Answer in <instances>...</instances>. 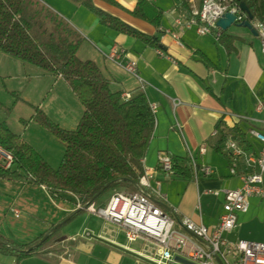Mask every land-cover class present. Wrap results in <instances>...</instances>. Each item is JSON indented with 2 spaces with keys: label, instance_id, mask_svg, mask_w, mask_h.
<instances>
[{
  "label": "crops",
  "instance_id": "0c3cea01",
  "mask_svg": "<svg viewBox=\"0 0 264 264\" xmlns=\"http://www.w3.org/2000/svg\"><path fill=\"white\" fill-rule=\"evenodd\" d=\"M41 1L80 32L84 40L78 57L94 61L113 90L131 94L143 89L150 104L156 106V125L144 166L161 181L165 198L157 200L175 217L191 219L210 229L218 225L224 212L225 190L242 186L241 175L258 169L251 162L264 149V142L252 133L253 129L264 132V42L256 26L257 35L249 28L232 25L228 31L238 39L230 51L218 40L217 32L199 34L196 26L177 24L178 17L187 16L179 0L152 1L163 10L158 27L132 14L138 0H93L101 11L157 36L160 45L154 47L102 23L100 15L82 3ZM114 48L122 52V64L108 57ZM128 61L137 62L136 74L123 67ZM13 76L24 78V85L12 89L16 93L27 91L23 101L29 108L14 120L18 127L15 131L8 120L3 121L54 167L65 151L60 140L32 119L36 107L62 127L74 129L84 106L64 78L0 52V80ZM222 117L230 123L239 122L253 148L234 158L233 164L217 148V123ZM202 146H206L205 153L200 152ZM161 154L193 156L198 165L210 166L213 173L205 175L193 166L192 178L173 173L167 176L159 165ZM261 186L262 194L248 198V209L238 213L237 227L225 234L227 240L264 242V181ZM75 211L76 198L71 194L54 196L45 186L19 176L0 178V234L18 244L31 243L73 214L54 240L52 250L19 261L0 252V264H138L143 241L126 242L119 225L90 210L74 216ZM10 223L18 229L29 225L30 234L16 240Z\"/></svg>",
  "mask_w": 264,
  "mask_h": 264
},
{
  "label": "trees",
  "instance_id": "16d2710c",
  "mask_svg": "<svg viewBox=\"0 0 264 264\" xmlns=\"http://www.w3.org/2000/svg\"><path fill=\"white\" fill-rule=\"evenodd\" d=\"M73 1L96 11L101 22L115 30L159 47L157 36L138 31L101 11L94 6L93 0ZM179 1L180 9L187 14L196 9L193 0ZM198 1L197 8L200 9L204 0ZM242 2L250 10L254 25L264 22V0H232L230 5L240 6ZM132 14L156 27L163 18V10L150 0H138ZM246 19H249L247 13ZM217 38L230 51L235 48L234 42L238 39L228 30H219ZM83 40L73 25L41 0H0V52L64 78L84 106L83 115L74 129L62 127L39 107H36L32 116L34 121L44 126L65 146L57 168L52 167L6 122L0 121V145L13 156L12 168L0 166V178L19 176L26 182L45 186L54 196L71 194L82 207L90 204L104 207L114 190L139 188L140 178L144 174L143 161L154 134L156 118L143 89L135 90L127 98L122 91L112 89L110 80L94 61L78 57L77 52ZM217 130V148L228 157L231 164L234 163V157L227 149L230 139L245 152L253 150L247 132L239 122L230 123L222 117L217 123ZM172 160L173 174L193 177L190 158L172 157ZM84 210L77 209L74 216ZM66 223L53 230L31 252L25 250L35 245L55 225L29 244H18L0 234V252L15 256L17 261L43 253L46 245L57 237Z\"/></svg>",
  "mask_w": 264,
  "mask_h": 264
},
{
  "label": "built area",
  "instance_id": "2783aa9c",
  "mask_svg": "<svg viewBox=\"0 0 264 264\" xmlns=\"http://www.w3.org/2000/svg\"><path fill=\"white\" fill-rule=\"evenodd\" d=\"M231 1L204 0L200 9L193 10L186 17H178L175 22L188 28L196 26L199 34L218 32L220 28L217 26V21L226 12L235 13L238 22L246 19V13L240 6L230 5ZM255 26L264 42V22H258ZM158 51L163 54L162 50ZM108 57L122 64V52L115 48ZM123 67L136 74L137 62L128 61ZM124 96L128 98L130 94L124 93ZM151 106L155 112L156 106ZM252 133L264 142V132L253 129ZM227 149L232 152L234 158L244 155L243 149L234 140L227 143ZM200 152L205 153L206 146H202ZM191 159L197 172L201 171L205 175L213 173L210 166L198 165L193 156ZM12 163V154L0 146V166L7 169ZM251 163L258 169L241 175L243 180L241 187L225 190L224 212L218 225L212 229L188 218L178 222L176 217L167 213L155 198H165L161 192V181L155 180L153 173L148 169L141 177L140 187L137 190L116 192L105 207L95 208L92 204L87 208L123 228L129 241H143L144 251L138 264H184L176 259L177 255L187 258L194 264H218L215 255L220 256L224 264H264L263 241L247 239L229 241L225 237L227 232L237 227L238 213L248 209V198L263 192L261 185L264 181V149L259 157L252 159ZM159 164L167 176L168 172H173L171 155L161 154ZM232 173L236 174V170L232 169ZM77 207L80 208V204ZM15 212L19 215L18 210Z\"/></svg>",
  "mask_w": 264,
  "mask_h": 264
},
{
  "label": "rangeland",
  "instance_id": "374dc122",
  "mask_svg": "<svg viewBox=\"0 0 264 264\" xmlns=\"http://www.w3.org/2000/svg\"><path fill=\"white\" fill-rule=\"evenodd\" d=\"M198 0H193V4L195 5V7H196V9H198L197 8V5H198ZM189 14V13H188ZM221 30V29H220ZM24 78H22L21 76H13V77H6V78H3L2 80H0V120H8L9 121V124H10V126H11V128L15 131L16 130V128H18L17 127V124H15V123H13L14 122V120L16 119V117L18 116V114H20V113H22V114H24V112H25V110L26 109H28L29 108V104H27V103H25L23 100V97L25 98L26 97V94H27V91H17V93L16 92H13V90L14 89H12V87H14L15 85H18V84H21V85H24L25 84V80H23ZM19 92V93H18ZM131 95V94H130ZM20 97V98H19ZM18 100V101H17ZM17 101V103H15ZM15 104H18L17 106H15ZM155 113V112H154ZM257 130V129H256ZM62 143V142H61ZM62 146L61 147H63L64 148V151H65V146H64V144L62 143L61 144ZM1 146V145H0ZM64 154V153H63ZM62 154V155H63ZM61 159H62V157H60V161L54 166V168H57L59 165H60V163H61ZM144 162V161H143ZM193 163V162H192ZM160 165V164H159ZM13 167V163H12V165L9 167V168H7V169H10V168H12ZM145 171H146V168H145V166H144V174H145ZM143 174V175H144ZM142 175V176H143ZM141 176V177H142ZM141 179V178H140ZM139 184H140V182H139ZM139 187H140V185H139ZM132 191H135V189H133V188H122V189H117V190H114L111 194H110V196H109V198H107V200L109 201L110 200V198H111V196L114 194V193H116V192H132ZM162 192V191H161ZM163 194V193H162ZM156 198V200H157V198L158 197H155ZM161 199V198H160ZM163 199H161V201H162ZM158 201V204H160V206L167 212V213H169L168 211H167V209L166 208H164V206L161 204V201H159V200H157ZM108 203V202H107ZM78 204H80V208H78L77 207V205ZM90 205H92V204H90ZM89 205V206H90ZM94 205V207L95 208H99L100 206H99V204H97V205H95V204H93ZM106 206V205H105ZM104 206V207H105ZM76 207H77V209H81L82 208V205H81V203L80 202H77L76 203ZM101 208V207H100ZM86 210H88V208H86ZM169 214H171V213H169ZM174 216V215H173ZM175 217V216H174ZM176 219L178 220V222L180 221V220H182L183 218H178V217H176ZM27 226V227H26ZM10 228L9 229H11L12 230V232H13V234H14V236H15V238H16V240H21V238H24L26 235H28V234H30V232H29V230H31V227H29V225H24V229H21V228H19L18 229V227H17V225H13V224H11L10 223V226H9ZM29 227V228H28ZM56 227V226H55ZM52 231V230H51ZM50 231V232H51ZM192 235L194 236V234L192 233ZM59 236V234L57 235V237ZM56 237V238H57ZM122 237H123V239L127 242V238H126V236H125V233H122ZM56 238H54V239H52V241L51 242H49V244H47L46 245V247L44 248L45 250H46V252L48 251V250H52L53 248H52V246L54 245V240L56 239ZM11 240H13L12 238H10ZM42 239V238H41ZM40 239V240H41ZM199 241H203L202 239L200 240V238H197ZM39 240V241H40ZM13 241H15V240H13ZM38 241V242H39ZM16 242H18V241H16ZM37 242V243H38ZM177 256H179V255H177ZM176 256V257H177ZM180 257H182V256H180ZM220 257V256H219ZM183 258H185V257H183ZM215 258H216V255H215ZM177 259V258H176ZM185 259H187V258H185ZM188 260V259H187ZM179 261V260H178ZM216 261H217V259H216ZM223 261V260H222ZM179 262H181V261H179ZM218 262V261H217ZM182 263V262H181ZM219 264V263H218Z\"/></svg>",
  "mask_w": 264,
  "mask_h": 264
},
{
  "label": "water",
  "instance_id": "95a60500",
  "mask_svg": "<svg viewBox=\"0 0 264 264\" xmlns=\"http://www.w3.org/2000/svg\"><path fill=\"white\" fill-rule=\"evenodd\" d=\"M240 8L242 11L246 12L248 14V17L249 19H245L241 22H238L236 20V14L235 13H232V12H226L223 17H221L218 21H217V26L221 29V30H228L232 25H237V26H240V27H246V28H249L253 33H255L256 35L258 34V31L256 30V28L254 27V24L251 22V19H252V14L250 12V10L248 9L247 5L242 2L240 4ZM109 185V184H108ZM106 185L103 189H101V191H99V193L95 196V198L108 186ZM164 208H166L168 210V207L166 205H163ZM88 207V205H85L84 207H82L81 209H86ZM73 215V214H72ZM72 215L68 216L63 222H66L68 219H70L72 217ZM60 226L59 225H56V227H54L52 229L55 230L57 229L58 227ZM51 231V232H52ZM51 232H48L46 233L42 239L36 243L35 245L29 247L28 249L25 250V252H31L33 251L35 248L39 247L50 235ZM201 240V239H200ZM177 260L181 261L182 263L184 264H194L192 263L191 261L183 258V257H180V256H177L176 257ZM216 259L218 261L219 264H224V262L222 261V259L216 255Z\"/></svg>",
  "mask_w": 264,
  "mask_h": 264
},
{
  "label": "bare ground",
  "instance_id": "6f19581e",
  "mask_svg": "<svg viewBox=\"0 0 264 264\" xmlns=\"http://www.w3.org/2000/svg\"><path fill=\"white\" fill-rule=\"evenodd\" d=\"M255 26V25H254ZM173 172H168V175L172 174Z\"/></svg>",
  "mask_w": 264,
  "mask_h": 264
}]
</instances>
